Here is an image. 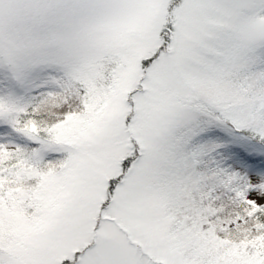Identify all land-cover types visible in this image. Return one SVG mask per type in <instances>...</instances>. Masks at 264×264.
<instances>
[{
	"label": "snow or ice",
	"instance_id": "6c2138e0",
	"mask_svg": "<svg viewBox=\"0 0 264 264\" xmlns=\"http://www.w3.org/2000/svg\"><path fill=\"white\" fill-rule=\"evenodd\" d=\"M0 264H264V0H0Z\"/></svg>",
	"mask_w": 264,
	"mask_h": 264
}]
</instances>
